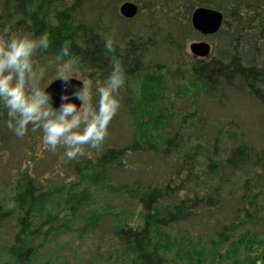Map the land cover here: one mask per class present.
<instances>
[{
    "label": "trees",
    "instance_id": "1",
    "mask_svg": "<svg viewBox=\"0 0 264 264\" xmlns=\"http://www.w3.org/2000/svg\"><path fill=\"white\" fill-rule=\"evenodd\" d=\"M124 2L138 6L136 17L120 14ZM200 7L223 13L218 33L204 37L193 27L192 14ZM45 32L50 47L36 59L47 65L69 42L71 53L81 58L78 71L92 80L94 107L96 73H103V81L110 71L113 54L105 49L107 39L114 40V54L126 70L120 108L133 125V138L123 147H108L95 159L75 163L80 181L68 191L65 204L70 215L75 217L89 196L99 191L120 196L141 210L137 223L131 221L134 211L115 215L113 236L122 251L117 262L166 264L172 251L169 229L234 198L238 203L232 222L217 233V240L200 249L202 264H224L230 259L264 264V237L253 232L256 226L264 227V147L244 141L226 148L218 140L212 146L192 143L187 132L197 125L185 115L196 119L202 98L221 100L230 93L246 94L264 111V0H0V35L38 37ZM197 40L212 42L208 58H192L187 52ZM55 79L53 63L41 86ZM172 85L179 100L186 98L195 106L192 111L176 110ZM179 118L183 124L175 128ZM40 136L41 132L29 130L23 138L17 137L7 128L6 112L0 109V154L22 139ZM130 155L161 159L168 168L164 181H115L114 171L122 170ZM201 168L206 180L198 176ZM191 185L206 193L179 198V191ZM59 192L23 173L13 194L0 199V225L16 216L15 235L2 249L6 264H32L60 235L61 219L47 208ZM105 214L86 227L99 226Z\"/></svg>",
    "mask_w": 264,
    "mask_h": 264
},
{
    "label": "rangeland",
    "instance_id": "2",
    "mask_svg": "<svg viewBox=\"0 0 264 264\" xmlns=\"http://www.w3.org/2000/svg\"><path fill=\"white\" fill-rule=\"evenodd\" d=\"M194 42H206L213 47L212 42L207 40ZM192 43L189 44L187 52L192 58H196L190 50ZM74 78L86 80L80 71L74 73ZM171 91L172 98L177 100L175 103L177 111L182 112L183 109L185 113L189 109L193 110L194 105L190 104L188 99L179 100V97L175 96L173 85ZM187 104L188 109L185 110L184 106ZM199 105L196 119L190 118L189 113L185 114L189 123L197 125L196 130L187 132L192 143H210L212 146L218 140L223 148H226L231 145L230 143L244 141L264 147V111L251 97L246 94L230 93L221 100L204 97ZM180 124H183L182 118L177 119L174 127L177 128ZM133 133V125L127 112L119 108L115 119L108 126V136L100 148L97 150L85 146V154L75 159L69 160L64 155L63 147H58L55 152L47 149L42 143V136L31 140L22 139L0 154V199L13 194L14 185L23 173L35 177L46 189L60 190L59 193L63 191L60 196L59 193L56 194L47 207L57 212V218L61 219L60 235L40 251L32 264H119L117 258L122 251L113 236V227L117 219L115 215H121L123 210L134 211L135 215L131 221L137 223L134 221L139 220L141 208L131 206L126 200L108 190L89 196V202L87 201V205L75 217L70 215L71 212L65 203L68 200V191L80 181L75 171V163L83 159H95L108 147L127 145L132 140ZM167 170L164 162L155 156L130 155L125 167L114 171L113 178L119 182H133L136 179L162 182L167 176ZM198 176L204 180L208 178L202 168L198 169ZM91 189L95 190L93 187ZM205 193L202 188L191 185L188 189L179 191L177 195L182 198L202 196ZM237 203L238 200L234 198L227 199L219 208L206 211L205 214L203 211L199 212L201 216L197 219L193 217L190 221L169 229L172 251L167 256L166 264H202L200 249L217 240V233L231 224ZM106 212L112 215L105 214ZM103 213L106 216L99 226L86 227L89 222L96 220L97 215ZM15 224L16 216L0 225V264L7 262L2 249L7 246L9 238L15 235ZM253 232L258 237H264L262 226H256ZM224 264H240V261L230 259L224 261ZM257 264H262V261Z\"/></svg>",
    "mask_w": 264,
    "mask_h": 264
},
{
    "label": "clouds",
    "instance_id": "3",
    "mask_svg": "<svg viewBox=\"0 0 264 264\" xmlns=\"http://www.w3.org/2000/svg\"><path fill=\"white\" fill-rule=\"evenodd\" d=\"M113 45L112 38L106 40L105 49L113 55L107 77L101 81L103 73H96L98 101L94 107L90 103L92 80H84L81 87L72 86L81 58L71 53L69 42H65L54 61L43 65L36 57L50 47L47 32L38 37L0 35V109L6 112L7 128L20 138L29 130L41 132L43 145L53 152L63 147L69 160L84 155L85 146L98 150L121 106L119 91L126 82L125 67L114 54ZM53 63L57 80L63 85L58 108L53 107L48 86H41ZM72 100L80 101L79 107Z\"/></svg>",
    "mask_w": 264,
    "mask_h": 264
},
{
    "label": "water",
    "instance_id": "4",
    "mask_svg": "<svg viewBox=\"0 0 264 264\" xmlns=\"http://www.w3.org/2000/svg\"><path fill=\"white\" fill-rule=\"evenodd\" d=\"M120 14L127 19H132L138 14V6L132 2H126L120 6ZM224 23V15L222 12L211 9L200 7L194 10L192 14L193 27L204 37L214 35L219 32ZM191 53L196 58H208L212 52V47L206 42H193L190 45ZM83 81L73 79L72 86L81 87ZM63 85L57 79L51 82L46 89L48 92L53 94V107L58 108L61 100L60 96L62 93ZM72 88H69V92ZM79 107L80 101L72 100Z\"/></svg>",
    "mask_w": 264,
    "mask_h": 264
}]
</instances>
